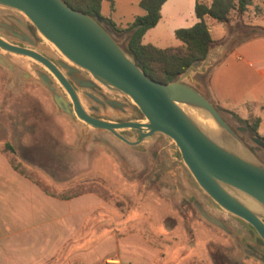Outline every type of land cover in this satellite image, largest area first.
Instances as JSON below:
<instances>
[{
	"label": "water",
	"instance_id": "1",
	"mask_svg": "<svg viewBox=\"0 0 264 264\" xmlns=\"http://www.w3.org/2000/svg\"><path fill=\"white\" fill-rule=\"evenodd\" d=\"M124 40L64 0H0V66L7 84L36 82L48 91L58 111L77 125L75 150L87 157V167L90 147H109L103 132L137 149L161 135L206 199L249 223L264 241V163L240 134L263 149L264 139L243 125L232 128L199 79L223 56L227 42L213 44L204 58L161 83L136 64ZM135 113L142 117L113 119ZM133 131L138 136L128 137ZM196 207L206 222L225 230ZM255 256L264 263V255Z\"/></svg>",
	"mask_w": 264,
	"mask_h": 264
},
{
	"label": "rangeland",
	"instance_id": "2",
	"mask_svg": "<svg viewBox=\"0 0 264 264\" xmlns=\"http://www.w3.org/2000/svg\"><path fill=\"white\" fill-rule=\"evenodd\" d=\"M231 19H235L233 13ZM236 22L241 26L238 36L249 37L254 34L251 23L263 24L264 15L248 16V13H245L243 21ZM210 26L213 29L212 36L215 38L222 35L232 38L236 32L231 26L227 28L214 20H211ZM199 79L206 89V74L201 75ZM210 101L212 102L211 99ZM214 105L232 128L235 129L238 124L243 125L233 117L232 111ZM99 135L109 142L110 134L103 132ZM258 135L264 139L262 127L258 130ZM240 137L264 163V149L254 143L248 135L241 133ZM78 139L77 125L58 111L50 94L42 85L22 81L14 88L7 84L6 70L0 66V145L5 140L12 145L13 151L5 152L12 166L17 164L19 167V170L13 167L15 170L30 175L36 183L46 188L49 194L63 197L62 195L77 190L83 192L76 195L94 191L99 198L105 200L107 208L112 213L114 211L120 215V210L124 212L130 208L127 212L129 213L134 208L133 217L138 214L142 219H147L149 224L146 227V235L151 240L164 244V238L161 237L172 236L170 241H167L171 244L162 246L165 251L157 264H179L184 260V263L191 264H233L236 260L239 264H258L248 257L241 258L239 255L236 257L238 252L229 236L228 238L215 236L211 228L203 223L189 224L187 220L177 215L167 199V194L146 175L150 169L140 156L138 158L136 156L134 162L130 161L136 165L130 168L124 166V162H119V155L116 156V153L112 152L114 148L111 150L106 145H93L88 149L90 154L87 167V157L75 150ZM155 141L161 142L160 145L165 147L168 156L177 160L176 167L187 170L180 161L178 151L173 149L174 145L169 140L159 135L154 138ZM153 143L142 150L148 149ZM127 156L133 155L127 153ZM4 160L5 157L0 155V186H8L9 190L0 189V218L2 213L4 215L11 213L16 217L13 223L15 228L24 224L35 229L44 219V215L50 219L53 211L47 207L44 211L43 207L39 206L38 197H41V194L23 189L22 186L27 184L15 177ZM3 171L7 173H2ZM194 188V193L203 203L211 201L206 199V195L201 192L196 182ZM194 198L192 201L196 200V197ZM6 199L9 200L8 205L5 203ZM10 203L13 207L9 206ZM143 208L145 211L141 210ZM221 212L225 218L233 216L222 209ZM5 227L11 229L7 224H0V228ZM119 262L122 264L120 260ZM102 264H105V261Z\"/></svg>",
	"mask_w": 264,
	"mask_h": 264
},
{
	"label": "crops",
	"instance_id": "3",
	"mask_svg": "<svg viewBox=\"0 0 264 264\" xmlns=\"http://www.w3.org/2000/svg\"><path fill=\"white\" fill-rule=\"evenodd\" d=\"M196 1L207 5L211 3V0H165L158 22L145 31L141 42L158 48L180 45L175 30L190 27L197 21L194 12ZM139 2L102 0L100 12L122 28L136 15L144 13ZM245 13L248 16H263L264 0H252ZM205 19L212 36L210 22L213 19ZM236 21L230 19L219 23L236 29ZM258 26L264 27V23ZM212 38L216 40L214 44L227 42V48L205 73L209 98L240 118L259 116L258 130L261 127L264 130V35L242 38L235 32L232 38L226 35ZM0 155L5 157L4 161L15 177L27 184L22 186L23 189L41 194L38 197L39 206L44 211L46 207L53 211L50 219L45 214L35 229L24 224L15 228L13 223L16 217L11 213H2L0 224H7L11 229L0 228V264H102L110 257L119 258L122 264H157L165 251L162 246L171 244L167 241L172 236H162L164 244L151 240L146 235L147 219H142L138 214L133 217L134 208L129 213L130 208L124 212L120 210V215L114 211L112 213L105 200L94 191L67 198L49 194L30 175L15 170L5 151L0 150ZM0 189L8 191L9 187L0 186ZM8 201H5L7 205ZM9 206L13 207V204ZM141 210L145 211V208ZM184 261L179 264H191Z\"/></svg>",
	"mask_w": 264,
	"mask_h": 264
},
{
	"label": "trees",
	"instance_id": "4",
	"mask_svg": "<svg viewBox=\"0 0 264 264\" xmlns=\"http://www.w3.org/2000/svg\"><path fill=\"white\" fill-rule=\"evenodd\" d=\"M64 1L73 9L102 20L104 24L111 28L115 36H125L124 50L133 56L136 64L144 70L149 78L161 83L173 80L193 61L204 58L208 48L216 42L210 34L206 24V17H210L217 22H228L233 13V17L242 22L245 11L252 3V0H211V3L207 5L202 1H196L194 12L197 21L190 27H181L175 30V37L181 41V44L158 48L151 44H143L141 38L147 29L158 22L160 8L165 0H140L139 4L144 13L136 15L130 23L122 28L116 26L109 17L101 14L100 6L102 0ZM240 29L241 26H238L235 31L239 33ZM251 29L254 31L252 37L258 34L264 35V27L262 26L253 25ZM231 114L243 126L247 127L250 134L258 135L261 121L259 116L250 115L247 118H240L234 112H231ZM65 149L67 150V148ZM0 150L13 151V147L8 140H5L0 145ZM54 150L57 151V149ZM13 167L19 170L17 164H13ZM81 192L83 191L77 190L62 196L67 198Z\"/></svg>",
	"mask_w": 264,
	"mask_h": 264
},
{
	"label": "flooded vegetation",
	"instance_id": "5",
	"mask_svg": "<svg viewBox=\"0 0 264 264\" xmlns=\"http://www.w3.org/2000/svg\"><path fill=\"white\" fill-rule=\"evenodd\" d=\"M30 29L33 32V28L31 26ZM141 117V113H135L128 117L113 119L116 121H124L129 119H140ZM105 118H107V116H105ZM127 136L137 137L138 135L136 131H133ZM109 137L108 144L111 146H109V148L115 149L119 155V162H124V166H128L130 168L132 166H136L133 163L136 156L137 158L140 156L144 159V161H146L147 166H149L150 169L147 170L146 175L150 179H153L167 194V199L175 209L177 215H180L181 218L187 220L189 224L197 223L198 225L203 223L206 227H209V229L211 228L210 230L213 231L215 236H225L226 238L229 236V240L232 241L233 245H235L237 249L236 251L238 253L236 257H238V255L241 258L248 257L258 264H264L255 256L264 255V241L261 239L256 230L249 223L236 217L227 216L225 218L221 209L208 199L206 204L203 203L198 196H196V193H194L195 181L190 176L189 172L185 169L176 167L177 160L175 158L171 159L170 156H168L165 147L160 145L161 142L155 141L150 147H148V149L142 150L131 148L126 143H122L115 139L111 134ZM127 153L130 155L132 154L133 156L129 157L127 156ZM169 175H171L172 178H170ZM194 197H196V200L192 201V199H195ZM196 203L203 211L220 221L225 227V230L206 222L201 217L200 212L196 207ZM221 252L222 250L220 253ZM220 259L222 262V255ZM233 264H239V262L236 260Z\"/></svg>",
	"mask_w": 264,
	"mask_h": 264
},
{
	"label": "built area",
	"instance_id": "6",
	"mask_svg": "<svg viewBox=\"0 0 264 264\" xmlns=\"http://www.w3.org/2000/svg\"><path fill=\"white\" fill-rule=\"evenodd\" d=\"M105 264H120L119 260L113 257L107 258Z\"/></svg>",
	"mask_w": 264,
	"mask_h": 264
}]
</instances>
